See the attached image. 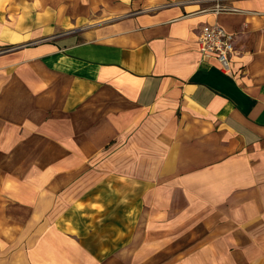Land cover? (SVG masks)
<instances>
[{"label":"crops","instance_id":"crops-1","mask_svg":"<svg viewBox=\"0 0 264 264\" xmlns=\"http://www.w3.org/2000/svg\"><path fill=\"white\" fill-rule=\"evenodd\" d=\"M10 1L0 0V46L13 47L0 62H37L43 71L29 72V111L18 96L24 90L7 92L8 71L0 70V264H39L41 208L47 222L57 211L41 190L70 181L72 129L80 159L89 147L98 154L93 143L112 142L107 173L165 192L182 218H250L243 229L262 233L264 10L214 14L178 0L96 31L59 34L48 26L66 15L37 14L49 37L29 47L20 43L41 34L38 23L21 21ZM204 23L235 35L231 74L202 58Z\"/></svg>","mask_w":264,"mask_h":264},{"label":"rangeland","instance_id":"rangeland-1","mask_svg":"<svg viewBox=\"0 0 264 264\" xmlns=\"http://www.w3.org/2000/svg\"><path fill=\"white\" fill-rule=\"evenodd\" d=\"M175 1L178 0H11L6 5L29 26L38 23L34 30L41 34L20 43L31 47L49 37L42 31L47 26L36 19L37 14L66 15L62 25L58 21L48 26L56 29V34L92 32L117 24L131 14L179 3ZM183 5L214 14L244 8L264 10V0H186ZM15 40L9 38V42ZM12 47L2 45L0 52ZM20 64L0 62V70L8 71L1 83L9 93L8 89L15 87L24 90L18 96L23 99L22 108L30 111L29 72L42 73L43 68L37 62ZM72 130L70 181L61 186L62 190H41V194L49 193L57 211L55 220L47 222L41 208V226L45 224L41 229L45 231L41 233L39 264H264V230L250 237L254 236L250 229H243L250 218H182L183 210L176 208L175 200L165 192H145L143 184L128 176L107 173L105 156L110 154L112 142L93 143L98 154L89 147L93 153L80 159L79 143L75 142L79 135ZM103 132L95 131L92 138L101 140Z\"/></svg>","mask_w":264,"mask_h":264},{"label":"built area","instance_id":"built-area-1","mask_svg":"<svg viewBox=\"0 0 264 264\" xmlns=\"http://www.w3.org/2000/svg\"><path fill=\"white\" fill-rule=\"evenodd\" d=\"M203 59L218 63L221 71L231 74L232 62L236 54L235 35L228 33L215 23H204L197 40Z\"/></svg>","mask_w":264,"mask_h":264},{"label":"bare ground","instance_id":"bare-ground-1","mask_svg":"<svg viewBox=\"0 0 264 264\" xmlns=\"http://www.w3.org/2000/svg\"><path fill=\"white\" fill-rule=\"evenodd\" d=\"M63 181V179H61ZM63 185V183L61 184V186ZM57 189V188H56ZM60 189L62 190V187H60Z\"/></svg>","mask_w":264,"mask_h":264}]
</instances>
